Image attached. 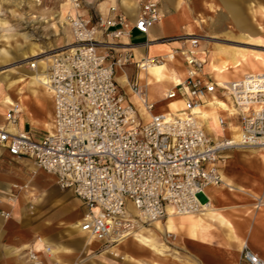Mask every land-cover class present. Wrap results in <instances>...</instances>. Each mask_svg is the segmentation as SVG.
Here are the masks:
<instances>
[{
	"label": "built area",
	"instance_id": "obj_1",
	"mask_svg": "<svg viewBox=\"0 0 264 264\" xmlns=\"http://www.w3.org/2000/svg\"><path fill=\"white\" fill-rule=\"evenodd\" d=\"M69 9L65 22L70 44L40 54L50 56L40 84L52 94V130L40 138L30 131H10L6 126L15 125L21 112L16 102L5 113V125H0V147L15 159L28 158L35 169L51 174L60 189L70 190L84 207L79 230L104 247L119 243L139 226L164 220L169 210L175 215L202 213L208 203L201 200L206 188H231L219 170V162L225 161L223 153L235 148L264 150V73L234 82L259 83L258 90L247 92L254 103L240 106L243 92L219 86L204 73V61L197 53L200 35L161 37L154 41L169 44L185 69L182 82L167 90L164 98L179 96L184 108L179 114L154 112L155 103L144 83L129 81L138 100L135 103L120 89L115 75L118 67L130 64L138 71L144 69L148 54L135 60L133 46L149 41L131 43L128 37L133 29L147 34L160 21L163 14L158 1H144L133 23L114 5L95 18L81 13L82 0H70ZM162 59L153 55L148 61ZM22 63L35 69L37 57ZM240 85L236 89L242 90ZM216 92L224 97L228 93L240 110L235 142L231 136L209 137L194 112L195 106L207 102V95ZM218 121L226 125L225 118ZM28 185L13 184L10 196L16 198ZM33 198L27 202L30 211L35 206ZM261 204L257 199V206ZM1 216L6 219L9 214L1 211ZM35 242L45 254L52 253L41 236ZM22 255L29 264H60L47 262L32 245L23 248ZM241 260L264 264L246 241Z\"/></svg>",
	"mask_w": 264,
	"mask_h": 264
},
{
	"label": "crops",
	"instance_id": "obj_2",
	"mask_svg": "<svg viewBox=\"0 0 264 264\" xmlns=\"http://www.w3.org/2000/svg\"><path fill=\"white\" fill-rule=\"evenodd\" d=\"M206 1L203 0L204 3ZM208 1L217 7V11H210L215 14L212 32L215 36H219L216 41L206 39L208 43H214L215 47L220 46L221 49L227 50L228 48H240V46L253 48L234 43L238 41L233 39L260 40L262 42L252 44L259 48L253 49L261 50L264 53V0ZM197 3L198 0L186 3L183 1L177 2V0H166L164 3H159L164 17L153 24L147 34H142L134 29L131 30L128 40L131 41L130 35L133 32L139 34L141 38L137 43L156 40L180 32L193 33L196 30L195 17L203 8V6L199 7L200 5ZM255 7L260 8L262 25L259 24L257 19ZM205 8L208 9L206 6ZM205 8L203 9L205 10ZM223 8L225 11L222 10ZM138 12L124 13V15L127 21L133 23ZM81 13L89 15L88 12L81 11ZM199 21L201 23V20ZM203 39L204 37L201 38V40ZM161 45H149V52H161L165 55L167 52L165 49L171 50L169 44H163L167 48H160ZM201 47L205 50L206 46L203 44ZM134 51L135 59V57L141 56L142 53L148 54V47L138 46ZM40 53V50H34L33 55L30 54L28 57L32 58ZM204 54L200 50L198 57L205 62ZM211 56L212 60L210 62L220 66L223 61L230 62L232 52L217 54L211 48ZM28 57L27 55L24 56L23 60ZM210 62L207 66L211 73L205 68L204 73L208 74L218 85L221 80H239L243 75L248 74L246 72L254 69L250 67L244 73H241V71L236 72L237 77L229 79L227 74L238 71V67L232 68L233 70L229 69L221 75L218 71L213 70ZM47 63V61L46 63H40L38 60L35 69H30L25 63L16 64L9 69L0 68V125H5L4 116L9 105L19 101L22 111L19 113L15 125L6 126L10 131H30L35 138H40L52 130L54 111L52 94L40 83L31 84L28 76L30 74L42 75L46 70ZM172 63L174 62L172 61ZM179 66L183 68V71L179 67L178 70L181 72V77H184L185 70L181 62ZM124 71L127 82L134 79H137L138 82L139 79L144 80L143 83L147 84L149 99L154 103L160 99L155 94L149 93L151 87L164 85L161 91V99H164L166 103L167 100H170L164 98L166 89L169 90L177 84L168 78L161 82L149 83L147 70L140 72L134 64L128 65ZM212 73H214V76H212ZM240 73L242 74L241 78L239 77ZM11 82L13 83L11 84ZM117 82L120 89L122 88L127 94L129 100L134 102L130 92H127L118 80ZM153 92L155 91L153 90ZM156 93L159 95L160 91ZM218 96V92L209 94L206 100L208 102L216 98L222 99ZM7 99H10V102ZM207 102L204 103V107L211 110L212 106L208 105ZM214 111L218 117L217 120H211L209 123V119L200 118L206 134L213 139L232 136V132L226 129L234 125L232 116L220 109ZM219 117L225 118V126L228 127L219 124ZM237 120L239 126V117H237ZM223 156L226 160L219 162V170L223 182L229 184L231 188L224 185L206 188L201 200L211 203V212L208 215H194L200 219L198 224L191 226L186 223L185 226L174 232L180 238L179 243L182 249L178 251L170 250L168 246L163 247L164 243L161 240L162 235L166 232L165 227L163 230H158L151 224L147 228L151 227L150 229L155 233L158 242L155 249L143 248L142 250L135 248L134 244L131 247V241L125 244L126 240L104 247L101 241L81 232L78 225L84 213V207L70 190H68L69 194L66 198L68 200L70 197L75 200L76 207L73 211L65 208L57 211H47L43 205L45 190L37 185H30L32 178H36V175L41 171L30 178H26V175L23 174L24 167H28L30 160L28 158L15 159L0 147V264H29L22 253L23 248L30 245L47 262L56 260L60 264H117L118 261L112 256V252L116 250L121 254L126 246L131 247L135 252L126 253L128 255L127 260L122 261V264H245L241 260V246L244 241L247 242L249 248L256 255L264 259V152L238 153L225 151ZM19 165L20 170H14L15 166L17 168ZM50 177L54 182V178L51 175ZM15 183L29 184L30 186L28 185L25 191L22 190L12 200L8 194L12 192V185ZM33 196L35 206L30 211L27 202ZM257 199H261L262 202L259 206H257ZM127 207L129 210H133L130 202H127ZM1 211L7 212L9 217L3 218ZM170 213L172 212L169 210L168 214L170 215ZM173 216L176 223L183 219V217H177L179 215L173 214ZM166 218L161 222L164 223ZM74 222H76V227H72ZM37 236H41L52 247L51 254L48 255L42 252L41 245L35 242ZM159 247L166 251L163 257L159 256V253H161Z\"/></svg>",
	"mask_w": 264,
	"mask_h": 264
},
{
	"label": "rangeland",
	"instance_id": "obj_3",
	"mask_svg": "<svg viewBox=\"0 0 264 264\" xmlns=\"http://www.w3.org/2000/svg\"><path fill=\"white\" fill-rule=\"evenodd\" d=\"M69 1L70 0H0V68L9 69L11 66H15L16 64H19L20 62L23 61V57L25 55H27L28 57L30 54L33 53L34 50L36 51L40 50V52L44 51V53H47L51 50L61 48L62 46L65 45V43L71 42L72 37H71L70 29L64 20V16L69 9ZM144 1L146 0H82V11H84V13L88 12L89 15L95 18L96 15L98 14L104 16L107 13L108 7L110 5H115L117 7V10L123 14L137 13L140 9L141 4ZM156 1H158L159 3H164V1L166 0H156ZM182 1L184 3L195 2V0H177V2H182ZM197 4L200 5L199 7L203 6V8H205L203 0L201 1L198 0ZM203 8H201L199 14H197L195 17L196 30L193 33L196 35H200L201 37H204V39L201 40L200 42V50L205 53L204 55L206 60L204 63L205 64L204 68L205 70L211 73V71H209L208 69L207 64L212 60L211 48L215 45L214 43L211 42L208 43L206 39H208V41H212V40L216 41L218 40L219 36H215L212 32V26L214 24L215 14H213L210 10L206 8L204 10ZM254 9L257 14V19L259 21V24L262 25V22L260 20L261 18L260 8L255 7ZM222 10L225 11L224 8ZM161 13L163 14L162 10ZM61 14L63 15L61 16ZM199 20H201V23H199L200 22ZM183 33H187V32H183ZM206 36H214L216 38L209 39ZM140 39L141 38L139 34H137L136 32L131 33L130 35L131 43H137L140 41ZM233 40L238 41L234 43H238L239 45H245L253 48H259V47L254 46L252 44H257L256 42H262L260 40L246 41L245 38L233 39ZM246 43H251V44H246ZM203 44L206 46L205 50H203V48L201 47V45ZM164 47L166 48V45L162 44L160 46V48H164ZM253 48H247L242 46H240V48H236L239 51V54H237L236 56L238 65L236 67H231L229 69L237 68V67L239 69L238 71L229 73L228 74L229 79L236 78L237 77L236 72L241 71V73H244V71L248 70L250 67H253L254 70L253 71L250 70L246 72L248 74H252L253 72L264 73V63H262L264 62L262 61L264 60V53H262L261 50L253 49ZM243 52L245 53L244 58L241 57V53ZM232 61H233L232 59L230 60V62L223 61L221 65L217 67L220 68L223 65V63H225L226 65L227 64L230 65ZM210 63L212 67L213 65H215L214 62H210ZM179 68L180 70L183 71V68L181 66H179ZM241 73L239 74L240 78L242 76ZM212 76H214V73H212ZM244 77L245 76L243 75L242 78ZM233 81H238V80H233ZM139 82L143 83L144 80L139 79ZM163 86L164 85L155 86L154 88L151 87L152 89L151 88L149 89L150 94H155V96L158 99H160L158 101L156 100L157 102L155 103L154 112H158L162 110V108L164 107L165 100L161 99V91L163 89ZM153 90L155 92H153ZM158 91H160L159 95L156 93ZM218 92H224V90H219ZM218 97L222 98L221 100H224L232 107L238 109L236 105L233 103L232 98L228 93L225 95V97L219 93ZM161 105H163V107ZM238 115L239 113L235 117H231L234 119L233 124L237 126H238V120H237ZM223 127H228V126H223ZM227 152L260 153V152H264V150L235 148V149L227 150ZM19 167L20 165L17 166V168L15 166L14 170H20ZM24 168L23 169L25 171L23 172V174L26 175V178H30L34 174L39 172L34 168L31 161L28 167H24ZM30 185L31 186L37 185L38 187H42L45 190V194L43 197V205L44 207H46L47 211L50 210L57 211L62 208L73 211L74 208L76 207L75 200L71 199L70 197L68 200L66 198L68 197L69 191L60 189L53 182L49 174H45L44 172L41 171L36 175V178H32V180L30 181ZM25 190L26 189H24V191ZM10 194H8V196H10ZM11 199L13 200L14 197H11ZM192 215L198 216L200 215V213H196ZM183 216L184 215H179L177 217H183ZM169 234L170 235H167V233L165 232L162 235L161 241L162 243H164L163 247L168 246L170 250H178V251L181 250L182 248L179 243L180 240L179 236L175 233H169ZM128 241H131V247H133L134 242L131 240V238L127 237L125 244ZM131 247L129 248L126 246L124 252L121 253L124 256L123 261L127 260L126 253H129L130 251L135 252V250H132ZM159 249L161 250L159 256L163 257L166 251L162 250L161 247H159ZM112 256L117 259L118 261L117 264H122V260L120 259L119 256H114V255Z\"/></svg>",
	"mask_w": 264,
	"mask_h": 264
},
{
	"label": "bare ground",
	"instance_id": "obj_4",
	"mask_svg": "<svg viewBox=\"0 0 264 264\" xmlns=\"http://www.w3.org/2000/svg\"><path fill=\"white\" fill-rule=\"evenodd\" d=\"M204 4L209 10L217 11V7L212 2L207 0ZM69 11H70V9H68V11L66 12V14L64 16V20L66 19V16L68 15ZM62 15L63 14H61V16ZM163 17H164V15L161 17V19ZM183 34L193 35L194 33H192V32H187V33L180 32V33H177L175 35H170V36H180V35H183ZM206 37L209 38V39L214 38L213 36H206ZM69 44H70V42L65 43L64 46L69 45ZM159 44H167V43L155 42L154 40H151V41L147 42L146 44H143V45L140 44V45L133 46V50L136 49L138 46L143 48L144 45H146L148 47V56H146V60H145V63H144L145 67L142 70L143 72L147 70V72L149 73L148 82L149 83L150 82H161V81L166 80L167 78L170 81H172L173 83H177L178 84V83L182 82L181 72L178 70V67L180 65L181 60H180L179 57H177L173 53L172 48H171V50L165 49V50H167L165 55H163V53H161V52H154V53H150L149 52V45L153 46V45H159ZM212 50L214 51V53L217 52V54H223V53L226 54L229 51L232 52V58L231 59L233 61L230 63L231 66L229 64L226 65L225 63H223V65L220 68H218L216 64L213 65V70L218 71V73H220L221 75H223V73L225 71H228L229 68L236 67L238 65V61L236 60V56H237V54H239V51L237 49L228 48L227 50H224V49H221L220 46H218V47L213 46ZM42 53H44V51L41 52L40 54H42ZM197 53L198 54L200 53V44H199V48H198V52ZM40 54L36 56L37 57V61L39 60L40 63H44V62L46 63V61L48 62L50 56L48 54L40 56ZM136 55H138V54H136ZM153 55H161V56L164 57V59L160 60L159 62H150V61H148L149 58L151 56H153ZM141 57H145V53H142V55L139 56L138 58L135 57V59L138 60ZM241 57L242 58L245 57V53L244 52L241 53ZM172 61L174 63H172ZM262 61H264V60H262ZM181 64H182V62H181ZM47 65H48V63L46 64V66ZM204 66H205V64H204ZM124 69L125 68H123V67H118L117 71H116L115 78H117V80L121 83V85H123L125 87V90L127 92H130V95L134 99V102L137 103L138 100H137L136 96L133 95V92H132V90H131V88L129 86V80L127 82V78H126ZM252 74H255V72H253ZM42 75L41 74H30V75H28L29 78H30V83L31 84L40 83V79L42 78ZM13 82H11V84ZM234 82H237V81L230 82L228 80H221L219 82V85L223 86L226 89H229L232 92H243V96L239 97V98H243L242 101L238 102V104L240 106L246 107V106H248V104L254 103V101L250 99L251 96H253V95H250V97H249L247 92L258 90L257 86H258L259 83H250L248 81V82H246V83H244L242 85L239 84L240 86L243 87V89L240 90V89H236L237 86H239V85L238 84L233 85ZM144 85L147 88V84L144 83ZM253 85L256 88L252 89ZM166 91H167V89H166ZM7 100H8V102H10V99H7ZM17 103H19L20 110L22 111L21 103L19 101H17ZM11 104H14V103H11ZM205 104L203 103V104L195 106L194 107V112L197 113L199 118H202V119H205V120L209 119V123L211 122V120L213 121V120H217L218 119V117L214 113L215 112L214 110L220 109V110L226 111L229 114V116H232V117H235L240 111V110L232 107L230 104H228L227 102H225L224 100H221V99H214L212 101H208L207 102L208 105L212 106L211 110H208L207 108H205L204 107ZM162 107H163V105H162ZM183 108H184V104H183L182 99L179 98V96H175L172 99L166 101V103L164 104V107L162 108V111L173 112V113L179 114L183 110ZM141 112L144 113L142 110H141ZM29 123H31V122H29ZM226 129L232 132L231 139H232L233 142H235L237 140V138H238V126L237 125H231L230 127L226 128ZM38 171H40V170H38ZM49 175H51V174H49ZM30 195H31V193H30ZM211 209H212V205H211V203L208 202V203L205 204L204 210L200 214L208 215L209 212H211ZM183 215H184L183 219L179 223H176L173 220L174 216H173L172 213H170V215L166 218L164 223L161 222V221H156V222L153 223V225L158 230H163V228L165 227L166 233L169 234V233H174L179 228H182L183 226H185L186 223H188L189 225L193 226V225H196V224H198L200 222L199 217H195L192 214H183ZM66 226H68V225H66ZM76 226H77L76 222H74L72 227H76ZM144 227L145 226H139L137 229H135L133 231V233L131 235H129L127 237L131 238V240L134 242V247L137 248V249H142V250H143V248H145V249H147V248L148 249H155L156 243L158 242L157 241V237H156L155 233L153 231H151V229L144 228ZM127 237L122 239L121 242H124ZM113 254L115 256H120V259L122 261L124 260V256L122 254H119L118 252H116V250L113 252ZM126 256H128V255H126Z\"/></svg>",
	"mask_w": 264,
	"mask_h": 264
}]
</instances>
